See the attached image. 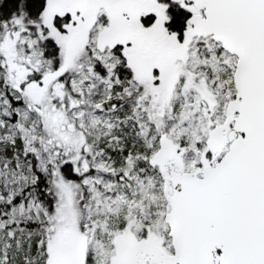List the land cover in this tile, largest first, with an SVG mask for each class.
<instances>
[{"label": "snow or ice", "instance_id": "obj_1", "mask_svg": "<svg viewBox=\"0 0 264 264\" xmlns=\"http://www.w3.org/2000/svg\"><path fill=\"white\" fill-rule=\"evenodd\" d=\"M0 264H264V0H0Z\"/></svg>", "mask_w": 264, "mask_h": 264}]
</instances>
